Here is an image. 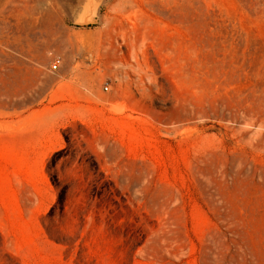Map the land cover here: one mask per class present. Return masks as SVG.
I'll list each match as a JSON object with an SVG mask.
<instances>
[{
    "label": "rangeland",
    "instance_id": "rangeland-1",
    "mask_svg": "<svg viewBox=\"0 0 264 264\" xmlns=\"http://www.w3.org/2000/svg\"><path fill=\"white\" fill-rule=\"evenodd\" d=\"M0 264H264V0H0Z\"/></svg>",
    "mask_w": 264,
    "mask_h": 264
},
{
    "label": "built area",
    "instance_id": "built-area-1",
    "mask_svg": "<svg viewBox=\"0 0 264 264\" xmlns=\"http://www.w3.org/2000/svg\"><path fill=\"white\" fill-rule=\"evenodd\" d=\"M59 63H60V58L54 57L49 64V69L56 70L59 67ZM104 88H107V86H104Z\"/></svg>",
    "mask_w": 264,
    "mask_h": 264
}]
</instances>
